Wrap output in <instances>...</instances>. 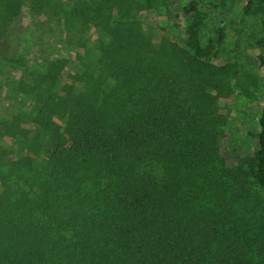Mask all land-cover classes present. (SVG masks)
I'll return each mask as SVG.
<instances>
[{
  "label": "trees",
  "instance_id": "16d2710c",
  "mask_svg": "<svg viewBox=\"0 0 264 264\" xmlns=\"http://www.w3.org/2000/svg\"><path fill=\"white\" fill-rule=\"evenodd\" d=\"M171 1L0 0V264H264V107L242 151L221 147L259 81L218 59L225 0L184 6L182 40L149 21ZM25 6L74 58L13 53ZM262 26L259 65L264 7Z\"/></svg>",
  "mask_w": 264,
  "mask_h": 264
},
{
  "label": "rangeland",
  "instance_id": "374dc122",
  "mask_svg": "<svg viewBox=\"0 0 264 264\" xmlns=\"http://www.w3.org/2000/svg\"><path fill=\"white\" fill-rule=\"evenodd\" d=\"M193 0H172L170 9L162 6L159 10L149 11V21L156 27H165L174 31L180 40L188 22L184 6ZM250 13L245 12L248 0H225L221 14L223 38L220 44L219 60L236 59L259 81L260 88H255L252 81L245 85L238 97L230 102L229 118L221 138L222 150L233 156L242 151L243 144H249V131L257 126V118L264 107V65H259L257 57L261 53L257 40L262 36L263 0H252ZM44 16H32L25 6L23 14L15 23L10 35L13 53L22 56L27 66H36L43 57H73L75 53L62 45L59 32L49 31L44 25ZM209 22L202 30L205 43L210 37L217 35V23ZM173 32V33H174ZM18 56V55H17ZM77 70L76 64H70L64 72L67 74ZM5 89L0 88V118L8 117L14 110V103Z\"/></svg>",
  "mask_w": 264,
  "mask_h": 264
},
{
  "label": "flooded vegetation",
  "instance_id": "af4514ba",
  "mask_svg": "<svg viewBox=\"0 0 264 264\" xmlns=\"http://www.w3.org/2000/svg\"><path fill=\"white\" fill-rule=\"evenodd\" d=\"M198 3H199V5H202V6H207V5H205V4H204V2H203L202 0H199V1H198ZM207 3H210V2H209V1H207Z\"/></svg>",
  "mask_w": 264,
  "mask_h": 264
}]
</instances>
